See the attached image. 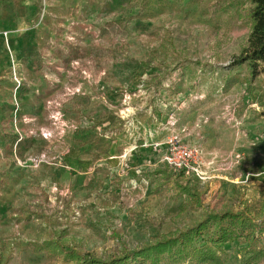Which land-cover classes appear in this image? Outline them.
Masks as SVG:
<instances>
[{
	"label": "rangeland",
	"instance_id": "obj_1",
	"mask_svg": "<svg viewBox=\"0 0 264 264\" xmlns=\"http://www.w3.org/2000/svg\"><path fill=\"white\" fill-rule=\"evenodd\" d=\"M248 7L245 0H0L7 264H61L32 250L52 230L102 257L184 231L209 212H246L261 224L256 247L240 238L219 245L223 264H264V219L256 215L264 71L249 85L245 67L232 66L248 34ZM184 153L180 175L165 158Z\"/></svg>",
	"mask_w": 264,
	"mask_h": 264
},
{
	"label": "trees",
	"instance_id": "obj_2",
	"mask_svg": "<svg viewBox=\"0 0 264 264\" xmlns=\"http://www.w3.org/2000/svg\"><path fill=\"white\" fill-rule=\"evenodd\" d=\"M245 2L249 6L246 15L248 34L245 45L233 58L232 66H244L248 73V84L251 85L264 71V0H245ZM166 169L165 163L164 168L156 170L155 174L166 177ZM177 173L181 175L183 168L178 169ZM178 188L188 200L199 204V196L187 185L179 184ZM245 213L234 215L227 212H209L202 221L184 231L167 233L141 248L129 250L121 247L119 251L102 257L81 252L70 245L63 232L55 230L50 231L46 239L34 243L32 250L61 264H223L219 245L229 238L243 239L247 249L256 247L261 241V224L255 222L253 216ZM24 214L27 220L34 216L28 212ZM256 215L264 219V190H262V203ZM36 217L43 221L49 220L44 216L36 215ZM227 220L234 223L233 230H225L221 227V224ZM210 227L214 233L205 239L204 235ZM9 250L0 251V264L8 263L11 256Z\"/></svg>",
	"mask_w": 264,
	"mask_h": 264
},
{
	"label": "built area",
	"instance_id": "obj_3",
	"mask_svg": "<svg viewBox=\"0 0 264 264\" xmlns=\"http://www.w3.org/2000/svg\"><path fill=\"white\" fill-rule=\"evenodd\" d=\"M189 157H190V153H184L182 156H179L175 160H172L167 157L165 158V160L167 161L169 165L175 166V168L178 170V169H181L182 166H184V161H187Z\"/></svg>",
	"mask_w": 264,
	"mask_h": 264
},
{
	"label": "crops",
	"instance_id": "obj_4",
	"mask_svg": "<svg viewBox=\"0 0 264 264\" xmlns=\"http://www.w3.org/2000/svg\"><path fill=\"white\" fill-rule=\"evenodd\" d=\"M156 171V170H155Z\"/></svg>",
	"mask_w": 264,
	"mask_h": 264
}]
</instances>
